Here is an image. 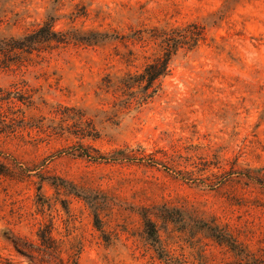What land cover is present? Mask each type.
I'll use <instances>...</instances> for the list:
<instances>
[{"label": "rangeland", "instance_id": "rangeland-1", "mask_svg": "<svg viewBox=\"0 0 264 264\" xmlns=\"http://www.w3.org/2000/svg\"><path fill=\"white\" fill-rule=\"evenodd\" d=\"M48 21L78 41L0 68V264H59L39 240L48 226L66 264L75 250L77 264H163L142 215L163 205L264 255V0H0V39ZM193 23L203 39L173 56L156 96L121 101L110 79L161 51L134 33ZM152 218L190 264L236 260L195 218Z\"/></svg>", "mask_w": 264, "mask_h": 264}, {"label": "trees", "instance_id": "trees-1", "mask_svg": "<svg viewBox=\"0 0 264 264\" xmlns=\"http://www.w3.org/2000/svg\"><path fill=\"white\" fill-rule=\"evenodd\" d=\"M154 33L148 36L144 35V31L139 30L134 33L132 38L134 41H158L160 47V53L156 55L150 62H148L142 72H136L134 74H128L119 78L117 81L110 79L109 83L111 87H114L117 92L122 93L124 103L130 104H142L146 103L149 99L156 96L161 89L162 79L166 77L171 69L170 63L174 55L179 49L188 47L194 48L203 39L204 27L199 24L193 23L181 28H172L170 30H158L153 29ZM70 41H78L75 36L69 32H58L54 30L51 22H44L39 25L36 30L23 37H10L0 39V68H7L16 59L20 58L22 54H31L35 50L40 48L59 46L62 44H68ZM80 41V40H79ZM82 41V40H81ZM130 61V60H128ZM123 153V151H122ZM124 157V156H123ZM128 157V156H127ZM126 158V157H125ZM183 174L193 176V171H184ZM182 212L184 216L177 221L173 217V210L170 207L163 205L152 208H145L143 210L144 219V234L149 245L153 248L156 258L163 264H190L189 261L184 258L175 256L170 250H167L163 246L162 238L160 235V229L152 216L157 219L164 220L165 222H183L187 223V220L192 217L201 223L199 226L200 233L221 246L227 247L231 252L235 254L236 260L229 264H264V255L258 256L248 250V248L240 242L225 226L219 225L216 220H205L197 215H189L184 213V210H177ZM97 221L100 220L97 218ZM52 230L48 226L46 229L39 231V240L41 245L44 246L42 250L44 254L56 256L59 264H66L63 257H61L62 249L57 245L55 239L52 236ZM16 251L26 257H35V253L41 248H33V244L29 241H25L21 238H16L12 241ZM79 251L75 250L69 254V261L73 264H77V258Z\"/></svg>", "mask_w": 264, "mask_h": 264}]
</instances>
